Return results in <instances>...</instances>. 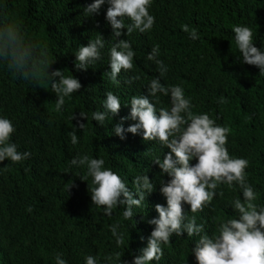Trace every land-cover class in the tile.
<instances>
[{"label": "trees", "instance_id": "trees-1", "mask_svg": "<svg viewBox=\"0 0 264 264\" xmlns=\"http://www.w3.org/2000/svg\"><path fill=\"white\" fill-rule=\"evenodd\" d=\"M93 2L0 0V21L7 17L19 22L25 38L46 52L52 63L49 74L65 70V76L73 75L82 85L57 111L49 80H24L0 61V117L12 121L16 131L11 142L17 150L31 153L23 162H0V264H56L58 254L66 264H86L89 255L97 264H132L155 227L148 223L158 218L155 205L167 206L160 186L171 178L153 162L157 158L162 162L170 149L158 141H145L142 131L126 133L121 140L113 129L130 115L131 98L148 96V86L157 77L166 87H183L194 113L209 114L217 125L230 129L226 148L230 156L249 161L247 182L258 194V209L264 207V74L243 63L232 31L234 26L250 27L254 46L264 52V0H152L149 12L155 24L150 31L127 35L126 28L121 30L120 39L131 43L135 56L133 68L118 75L119 83L109 77L110 49L116 42L106 20L109 5L106 2L99 14L90 16L84 9ZM124 19L127 27L131 21ZM182 25L195 27L200 38L192 40ZM97 33L107 42L101 59L86 71L77 70L79 47L87 46ZM157 44V59L167 67L163 76L155 60L147 59ZM107 92L120 97L121 110L113 118L109 113L100 125L92 114L105 111ZM222 96L227 103H219ZM150 99L157 111L171 107L170 95L158 93ZM77 121L86 128L79 129ZM133 123L126 120L123 127ZM70 131H76L75 145ZM84 155L104 159V167L120 175L133 191L135 177L148 175L155 189L146 193L141 206H133V218L124 219L126 206H117L109 217L104 206L92 203L94 185L87 166L71 164ZM215 191L203 211L192 213L190 205L184 204L186 215H195L197 224H203L200 235H215L222 221L238 218L232 202L243 200L239 185L221 184ZM114 224L124 234L123 245H117L112 235ZM199 239V235L174 234L168 244H162L161 260L150 264H197L192 248ZM109 255L111 262L105 259Z\"/></svg>", "mask_w": 264, "mask_h": 264}, {"label": "clouds", "instance_id": "clouds-1", "mask_svg": "<svg viewBox=\"0 0 264 264\" xmlns=\"http://www.w3.org/2000/svg\"><path fill=\"white\" fill-rule=\"evenodd\" d=\"M107 2L109 7L106 20L112 28V38L115 43L110 49V79L119 83L117 77L122 70L133 68L135 52L131 43L120 39L122 29H127V35L134 30L140 33L150 31L155 24V17L149 9L152 0H94L84 9L90 16L99 14L101 6ZM125 17L131 23L125 25ZM182 30L189 33L192 40L199 39L195 27L182 25ZM235 42L242 54L243 63L252 65L264 74V52L254 46L253 31L247 26H234ZM104 37L97 33L94 40H89L87 46H80L76 56L77 70L86 71L90 64L101 59L104 49ZM160 46L157 44L147 55L148 60H155L160 70V76L167 72V67L157 57ZM0 61L6 62L7 67L19 78L35 82L41 77L51 82V88L56 94V110L65 104V98L79 92L82 85L73 75L65 76V70H54L49 74L50 63L45 51L40 45L25 38L19 22L7 17L0 21ZM139 79V77H133ZM131 82V80L129 81ZM161 93L170 95L171 107L157 111L150 97ZM228 101L223 96L219 103ZM104 112L95 111L92 119L103 125L111 113L112 118L121 110L120 97L113 92L106 93L103 103ZM130 115L122 117L113 131L121 140L126 139V133L136 135L143 132L145 141H158L170 149L161 162L157 158L153 163L158 165L164 174L171 179L160 186L161 194L166 198L167 206L157 204L155 211L158 218L148 221L154 229L147 238V246L139 255L134 256L132 264H150L159 261L163 256L162 244L170 242V238L199 235L200 239L192 248L197 264H264V207L258 209L255 203L256 190L247 182L246 169L249 161L244 158L230 156L226 144L230 129L219 126L209 114H196L192 109L191 98L185 96L183 87L179 85L164 86L160 78L151 80L148 86V96H133L130 102ZM86 118L84 114H80ZM72 119H75L73 116ZM126 120L135 121L127 129L123 127ZM79 129L84 130L86 124L77 121ZM16 131L8 118L0 117V162L10 160L19 163L30 158V152H19L17 145L11 142V136ZM72 144L78 142L76 131H70ZM146 153V152H145ZM196 159L195 165H192ZM72 165L87 166V176L92 177L91 200L96 206H104L105 215L111 216L117 206H126L123 212L125 220L133 218V206L139 207L151 194L155 186L148 175H138L133 180L135 191L130 190L124 180L111 168H105L104 159L90 158L88 155L71 160ZM87 178V177H85ZM242 189L243 200H233L238 218L222 221L217 234L200 235L204 232L203 224H197L196 216L186 215L184 204L190 205L192 213L203 211L205 205L211 204L216 195V189L221 184L229 188L233 184ZM147 193V196H146ZM223 195V192L220 193ZM134 196H138L134 198ZM31 211V209H29ZM119 225L111 226L112 235L117 245L125 243L124 234L117 231ZM143 239V238H142ZM119 259V254H117ZM111 262V255L105 257ZM86 264H97L95 257H85ZM56 264H66L61 255L56 256Z\"/></svg>", "mask_w": 264, "mask_h": 264}]
</instances>
